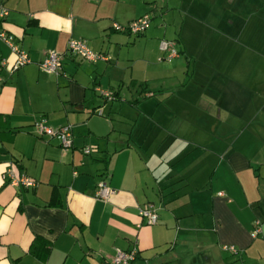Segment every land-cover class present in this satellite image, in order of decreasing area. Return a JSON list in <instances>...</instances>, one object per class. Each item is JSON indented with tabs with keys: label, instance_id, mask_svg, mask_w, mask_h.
<instances>
[{
	"label": "crops",
	"instance_id": "crops-1",
	"mask_svg": "<svg viewBox=\"0 0 264 264\" xmlns=\"http://www.w3.org/2000/svg\"><path fill=\"white\" fill-rule=\"evenodd\" d=\"M166 3L0 0V31L30 60L11 72L0 40V264H106L133 248L131 264H264V0ZM145 15L155 21L142 36L113 29ZM139 37L142 55L120 73L117 46ZM71 39L115 61L84 62L67 52ZM163 39L179 52L167 66ZM49 51L63 55L59 76L40 70ZM105 85L131 115L91 117L89 95ZM39 121L71 126L72 147L36 137ZM8 170L35 186H11ZM99 184L114 191L107 201L94 198ZM147 204L154 226L138 216ZM42 241L39 259L30 249Z\"/></svg>",
	"mask_w": 264,
	"mask_h": 264
},
{
	"label": "built area",
	"instance_id": "built-area-1",
	"mask_svg": "<svg viewBox=\"0 0 264 264\" xmlns=\"http://www.w3.org/2000/svg\"><path fill=\"white\" fill-rule=\"evenodd\" d=\"M8 16V10L0 7V22L4 21ZM150 22V16L145 15L133 22H131L126 27L119 25H114L113 29L121 33H128L132 36H140L148 29ZM0 40L9 48L11 53L15 56V61L11 67V72H15L20 68L26 66L30 63L28 55L22 51L17 45L13 42V37L7 34L4 31H0ZM159 51L162 54L160 61H165L170 63L172 60L179 56V52L176 48L175 42L161 40L159 43ZM67 52L77 57L81 60H85L91 63H96L98 61H109L107 56L102 54L93 53L86 45L83 40L71 39L67 44ZM63 55L49 51L46 55V58L40 63V70L47 75L59 76L61 73ZM1 67L6 66V60H1ZM101 97L106 101H113L115 99L113 93L99 91ZM34 134L36 137L41 139H53L55 140L59 147L62 149H70L73 144L72 136V127L64 126L59 128H52L48 126L44 121L36 122L33 126ZM95 151V147H86L82 150L85 156L91 155ZM6 177L9 179L11 186L13 187H24L31 188L35 186V182L28 177L20 176L19 178L15 177L11 170H8ZM114 193L105 184H99L94 194V198L101 201H107L110 196ZM138 216L142 220V224L145 226H154L157 224L158 216L156 210L152 205L147 204L138 209ZM141 225H139L140 227ZM262 223L259 220H256L253 225V230L251 237L255 239L261 233ZM223 251L236 254L237 251L234 247L224 246L222 247ZM138 251L136 248H133L128 251H122L116 249L114 255L111 257V260L106 264H131L137 258Z\"/></svg>",
	"mask_w": 264,
	"mask_h": 264
},
{
	"label": "rangeland",
	"instance_id": "rangeland-1",
	"mask_svg": "<svg viewBox=\"0 0 264 264\" xmlns=\"http://www.w3.org/2000/svg\"><path fill=\"white\" fill-rule=\"evenodd\" d=\"M168 1L169 0H157V6L156 7L158 9H160V7H164L165 8L166 4H167L166 2H168ZM149 15H151V14H149ZM151 17H150L151 20L149 22V26L152 25L154 23V21H155V20H153V17L152 18ZM165 17H166V15H165ZM175 17H177V15H175ZM170 19H171L170 17H168V18H160L159 21L156 20L155 24H157L159 22V23H162V25L164 26L165 22H167V21L169 22ZM132 37H134V36H132ZM254 37L250 36V40H252ZM131 40L135 41L136 44H137V42H139L140 40H145V38L144 37H139L138 39H134L133 40V38H132ZM254 40H255L254 42H256V39H254ZM258 43L261 44L260 41ZM117 47H119L118 49L120 50L118 52L119 56H120V59L118 61V71L120 73L121 72L126 73L127 66L129 64L128 61H126V59L129 56H132V57H135V58H139L142 55L140 45L137 44L136 47L134 49H132V50H129L127 46H123V47L122 46H117ZM106 56L109 59H111L112 62L115 61L116 55H111V56L110 55H106ZM82 61L87 62V63H91V62H88V61H85V60H82ZM160 63L163 64L164 66L170 65L167 62H160ZM136 70L139 71V73L137 72L138 75L142 72L141 69H139V68H137ZM140 75H142V74H140ZM106 87L107 86L105 85V87H103V89H101V91L112 92L110 90H107ZM122 96L125 97V96H129V95L127 94V92L125 93V90H124ZM103 99L104 98L101 97V95L99 93L94 94V93L91 92V94L89 95L88 101H87V105L89 104L87 106L88 109L86 110V111L89 112L92 109H96L95 115H93L91 117H97L96 115H98V114L102 115L105 112V115H104L105 118H106V116L107 117L109 116V117H111V120L119 121V120H122V118L120 116H115L116 115L115 113H118V115L122 114L124 116H128L129 114L131 115V109L129 108L128 104L125 103L123 100H121V101L113 100L112 102H110V101H104ZM106 123H107V127L109 129V132H110V130H111L110 129V123H113V121H111L110 123L108 121H106ZM33 133H34V131H33ZM88 147H93V146H88ZM84 148H86V147H84Z\"/></svg>",
	"mask_w": 264,
	"mask_h": 264
},
{
	"label": "trees",
	"instance_id": "trees-1",
	"mask_svg": "<svg viewBox=\"0 0 264 264\" xmlns=\"http://www.w3.org/2000/svg\"><path fill=\"white\" fill-rule=\"evenodd\" d=\"M151 20V19H150ZM115 31V30H114ZM118 32V31H116ZM143 35V34H142ZM140 35V36H142ZM138 37V36H136ZM114 95V94H113ZM115 99L114 100H117L116 99V96L114 95ZM105 100V99H104ZM106 101V100H105ZM112 102V101H110ZM54 196L51 198V202H50V205H54ZM30 252L32 255H34L35 257L39 258V259H44L48 252H49V247H48V244L44 241H42L41 243H37L35 242L32 246H31V249H30Z\"/></svg>",
	"mask_w": 264,
	"mask_h": 264
}]
</instances>
